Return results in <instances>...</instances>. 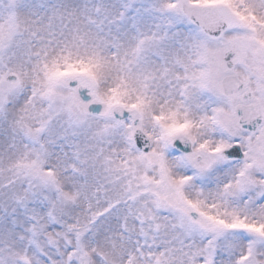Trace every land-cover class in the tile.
<instances>
[{"label":"snow or ice","instance_id":"1","mask_svg":"<svg viewBox=\"0 0 264 264\" xmlns=\"http://www.w3.org/2000/svg\"><path fill=\"white\" fill-rule=\"evenodd\" d=\"M0 264H264V0H0Z\"/></svg>","mask_w":264,"mask_h":264}]
</instances>
